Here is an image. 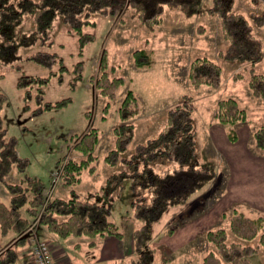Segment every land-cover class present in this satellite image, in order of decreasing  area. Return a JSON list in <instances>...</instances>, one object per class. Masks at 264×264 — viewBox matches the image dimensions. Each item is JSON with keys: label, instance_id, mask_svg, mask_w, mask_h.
Returning <instances> with one entry per match:
<instances>
[{"label": "rangeland", "instance_id": "rangeland-1", "mask_svg": "<svg viewBox=\"0 0 264 264\" xmlns=\"http://www.w3.org/2000/svg\"><path fill=\"white\" fill-rule=\"evenodd\" d=\"M198 1L200 10L192 16L166 7L163 22L153 29L142 25L132 15L126 0L121 1L114 14H96L95 23L85 25L84 31L93 32L95 39L83 48L78 35L57 15L51 44L22 49L24 55L37 50L57 52L61 60L53 67L55 73L51 74L48 67L29 59L22 62L24 71L0 67V89L7 96L2 112L4 125L8 135L16 138L20 155L28 158L27 173L45 182L49 194L45 195V201L57 195H70L69 188L61 182V170L67 159L83 156L73 149L75 137L92 126L100 131L95 149L96 168L93 172L84 170L75 188L85 196L105 181L111 169L104 156L114 145L113 126L118 122L117 109L127 89L132 88L140 101V112L134 119L136 134L131 151L138 143L158 134L171 107L184 99L192 102L200 159L214 164L216 177L185 204L169 208L155 224L154 232L163 234L158 249L165 257L164 262L161 260L157 264H201L206 251L212 248L206 239L207 231L227 226L234 208L252 216L264 215V149H259L253 138L254 130L264 125V99L255 96L249 86L252 72L264 73V54L256 62L227 57L229 42L223 36L220 19L206 10L212 0ZM235 8L250 17L252 13L264 11V0H235ZM30 19L27 18L22 29L32 28ZM253 27L264 48V25L254 23ZM137 48L152 52L154 62L151 66H136L133 51ZM104 54L110 67L113 66L112 73L127 79L110 102L105 118L107 98L91 81L92 76L98 77L101 73ZM203 55L222 66L221 84L217 87L194 88L190 82L189 66L194 58ZM24 74L28 78L48 76V82L42 85L44 101L68 98L67 104L44 109L35 99L39 82L28 86ZM27 88H31L34 97H24ZM231 97L238 100L247 114L245 121L234 126L238 138L233 141L228 137L229 126L218 122L214 116L218 102ZM214 126L220 128L222 135L218 132L211 135L210 128ZM24 175L14 166L8 180L21 182ZM63 188L67 189L64 194L61 193ZM127 191L125 188L121 201H125L124 210L131 212L132 193L129 197ZM0 199L5 202L10 199V193L2 184ZM41 210L43 208L30 218L29 226L21 234L10 231L1 238L0 256L6 248L16 250L18 243L24 244L25 237L34 246L36 239L31 233L40 235ZM169 229L177 231L174 235L167 234ZM9 234L17 236L15 246L12 242L7 244ZM234 239L231 234L230 240ZM48 243L53 244L51 240ZM254 243L257 244L256 240ZM70 255L74 263L79 264L80 252L71 251ZM255 261L264 264V249L259 248Z\"/></svg>", "mask_w": 264, "mask_h": 264}, {"label": "trees", "instance_id": "trees-1", "mask_svg": "<svg viewBox=\"0 0 264 264\" xmlns=\"http://www.w3.org/2000/svg\"><path fill=\"white\" fill-rule=\"evenodd\" d=\"M121 1L124 0H0V67L9 66L24 71L22 62L29 59L48 67L51 74L55 73L53 67L61 60L57 52L37 50L24 55L22 49L51 44L57 15L71 32L78 35L83 48L95 39L93 32L84 31L85 25L94 24L96 14H114L116 5ZM126 2L132 15L150 29L163 22L166 7L180 9L187 16L200 10L198 0ZM206 10L220 19L223 36L229 42L227 57L250 62L262 58L264 48L254 34L253 26L254 23L264 25V11L248 17L235 8V0H212ZM28 17L31 18L32 28L24 30L21 26ZM133 58L138 67H149L154 62L152 52L146 48L135 49ZM78 67L82 70V66ZM112 67L104 54L100 75L91 77L100 94L107 98L104 118L110 102L120 87L127 83L124 76L112 73ZM23 76L27 78L28 86H32L34 81L39 82L35 99L44 109L67 104L68 98L56 102L44 101L42 85L48 82V76ZM189 79L194 88L202 85L217 87L221 84L222 66L209 56H198L189 66ZM249 86L255 96L264 99V73L252 72ZM24 97H34L31 88L25 89ZM6 100V94L0 89V184L10 193L9 202L0 199V243L10 231L15 234L25 231L30 218L36 216L41 208V224L58 237H88L92 243L101 236L121 237L123 233L112 215L126 188L129 197L132 193L131 211L138 223L132 235L134 252L126 264H156V251L152 246L155 224L169 208L185 204L216 177L214 164L200 159L194 107L188 99L168 110L166 121L156 136L130 150L136 134L134 119L140 112V101L135 91L129 88L117 109L118 122L113 126L114 145L104 156L111 169L105 181L85 196H81L75 188L81 182L84 170L93 172L96 168L95 149L100 131L92 126L75 137L77 140L73 149L83 156L67 159L61 170V182L69 188L70 195H57L45 201V182L27 173L28 158L20 155L16 138L8 135L4 125L2 112ZM214 116L218 122L229 126L228 137L232 141L238 138L234 126L247 119L246 110L232 97L218 102ZM253 138L256 146L264 149V125L254 130ZM14 166L19 173H25L21 182L8 180ZM228 220L227 226L207 231L206 239L212 248L206 251L201 264H259L255 255L259 248L264 249V215L252 216L234 208ZM231 234L234 240H230ZM16 259V250L8 247L0 256V264H12Z\"/></svg>", "mask_w": 264, "mask_h": 264}, {"label": "crops", "instance_id": "crops-1", "mask_svg": "<svg viewBox=\"0 0 264 264\" xmlns=\"http://www.w3.org/2000/svg\"><path fill=\"white\" fill-rule=\"evenodd\" d=\"M216 132L222 135L221 130L218 126L210 128V133L212 136H214ZM45 191L46 195H49L47 194V188ZM66 192V188L61 189L62 194ZM7 196L9 197V195ZM120 200L118 201L116 208L114 209L113 219L123 233L121 237L114 235L101 236L95 238V241L92 243L91 239L88 237H83L79 239L72 237L61 238L55 234L50 233V231H48L44 226H40L39 237L47 241L51 240L53 243L50 244L53 260L56 261L58 264H75L70 254L71 251H79L82 256V259H80L79 264H126L134 252L132 235L133 230L135 229L138 223L133 218L132 211L129 212L128 210H124L123 207H125V201ZM6 202H8V200ZM176 231L175 229H169L167 234L173 233L174 235ZM9 235L7 244L12 242L15 246L17 236H14V234ZM160 235L163 234H160V232L155 233V238L152 242V246L155 248L156 251V264L161 260L163 262L165 261V257L163 258L162 251H159L158 249ZM24 239V244L18 243L15 246L18 257L13 264H33L34 246L31 245L30 240L27 237H25ZM86 248L87 250L85 251Z\"/></svg>", "mask_w": 264, "mask_h": 264}, {"label": "built area", "instance_id": "built-area-1", "mask_svg": "<svg viewBox=\"0 0 264 264\" xmlns=\"http://www.w3.org/2000/svg\"><path fill=\"white\" fill-rule=\"evenodd\" d=\"M32 235L36 239V242L33 247L34 264H58L52 258L51 246L48 241L31 233V236Z\"/></svg>", "mask_w": 264, "mask_h": 264}]
</instances>
